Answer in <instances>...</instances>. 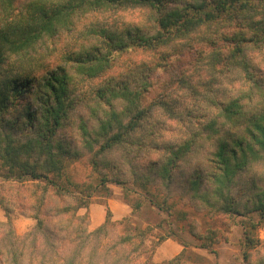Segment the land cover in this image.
<instances>
[{"label":"trees","instance_id":"obj_1","mask_svg":"<svg viewBox=\"0 0 264 264\" xmlns=\"http://www.w3.org/2000/svg\"><path fill=\"white\" fill-rule=\"evenodd\" d=\"M176 2L28 0L19 7L20 0H0V161L8 168L6 178L19 183L28 178L46 180L59 191L57 181L51 176L59 178L66 157L77 155L70 148L73 147L72 139L65 140L62 133L76 109L84 106L95 117L101 133L92 135L88 122L82 120L79 137L84 147L92 153L95 151L96 155H104L116 148L138 145L134 156H126L137 181L149 185L159 181L164 191L170 193L180 171L195 163L193 156L200 150L202 136L164 147L153 144L152 148L161 153L162 159L148 158L144 161L150 164L147 173L138 171L136 159L144 157L141 151L145 146L139 145L136 137L144 133L155 111L167 106L162 101L146 107L142 105L143 92L151 83L148 76L139 80L141 71H137L123 83L108 76L92 90L97 98L95 105L87 106L84 96L72 98L66 68L46 61L51 52L44 59L39 51L48 41L72 31L75 18L80 14L140 4L152 7L156 13L155 31L152 34H135L129 30L121 34L112 29L99 31L102 48L91 50L92 57L91 52H87L90 57L80 60L78 72L92 79L110 72L118 58L107 57L105 48L118 56L136 47L154 51L168 46L184 54V49L194 51L196 43H200L201 49L197 64L242 72L246 85H241L232 97L225 95L222 102H214L215 108L207 116L210 120L201 128L210 148L215 149L214 153H207L210 168L214 170L208 175L213 181L212 191L203 188L206 180L203 166L197 168L191 178L190 190L201 195L208 205L217 198L215 207L225 214L244 210L264 213V192L258 190L260 179L255 173L258 166L264 165V71L254 67L251 57L253 51L264 49V0H190L185 1V5ZM15 11H18L16 15ZM204 29L208 33L198 34ZM67 58L63 56V61H71ZM151 65L159 67L158 63ZM152 67H147L149 74ZM145 69L146 64L142 70ZM118 102L123 104L121 111L117 110ZM247 173L252 174V178L244 182L241 178ZM103 181H107L106 178ZM239 184L248 192L256 191L252 206L235 197L234 191ZM41 221L39 227L43 225ZM108 225L94 232L95 235L102 233L99 239L94 240L95 235L91 233L70 259L65 257L57 263L53 257L47 258L37 250L38 231L50 235L44 225L42 231L38 227L24 238L5 230L0 239V264H130L132 253L127 251L128 241L114 243L105 234ZM50 238L46 253L54 249L50 247ZM253 243L246 238V246L251 247ZM244 257L248 262L249 255ZM176 260L167 264H175ZM249 264H264V261H250Z\"/></svg>","mask_w":264,"mask_h":264},{"label":"rangeland","instance_id":"obj_2","mask_svg":"<svg viewBox=\"0 0 264 264\" xmlns=\"http://www.w3.org/2000/svg\"><path fill=\"white\" fill-rule=\"evenodd\" d=\"M27 1L20 0L19 7ZM167 1L170 3V0ZM177 1L185 5V1L190 0ZM17 13L15 11V15ZM155 16L152 7L140 4H125L80 14L75 18L72 31L63 32L48 41L39 51L44 59L51 52L46 61L53 66L60 64L66 68L72 98L84 96L87 106L95 105L97 98L92 90L108 76L121 83L128 81V77L137 71H141L139 80L148 76L151 83L143 92L142 105L146 107L162 101L167 106L157 109L144 133L136 137L138 144L145 146L141 151L144 157L136 159L138 171L147 173L150 164L144 161L148 158L162 159L161 153L152 148L153 144L164 147L202 136L198 144L200 150L193 156L195 163L180 171L170 193L164 191L159 181L153 185L137 181L126 156H134L139 150L138 145L127 149L116 148L104 155L90 152L79 137V125L82 120L88 122L94 136L100 133V129L93 114H89L88 107H78L69 120L71 124L68 122L71 126L68 125L62 133L65 140L72 139L73 147H69L77 155L66 157L59 178L51 176L57 181L59 191L46 180L33 181L28 178L19 183L6 178L8 168L0 161L1 240L5 230L12 231L20 238L30 235L39 227L41 219L51 236L42 231L41 225L39 230L42 232L38 231L36 241L37 250L46 254L47 258L53 257L56 263L62 262L65 257L70 259L78 245L87 240L91 233L95 235L94 232L100 228L91 227L90 207L98 204L104 208L103 225L109 224L105 231L109 239L114 243L128 241L127 251L132 253L130 264H167L175 258L178 259L175 264H249L250 261H264V213L244 210L238 214H225L215 207L217 198L208 205L201 195L190 190L191 178L197 168L203 166L206 178L203 188L212 191L213 181L208 175L213 174L214 170L210 168L207 153H214L215 149L210 148L201 128L208 124L210 118L207 116L213 112L214 102H222L225 95L232 97L241 85H246L242 72H229L223 66L212 69L208 64H197L200 60V43L193 46L194 51L184 49V54L171 46L154 51L136 47L119 56L105 48L107 57L118 58L105 76L92 79L77 70L80 60L90 57L87 52H93L96 47L102 48L99 31L112 29L121 34L127 30L135 34H152L157 27ZM204 32L208 33L204 29L198 34ZM63 56L71 61L65 63ZM251 57L254 67L264 71V49L253 51ZM157 63L159 67H152L151 64L155 66ZM144 64L145 71L142 70ZM149 66L152 67L150 74ZM122 108L123 104L118 102L117 110L121 111ZM15 112L17 114V110ZM255 173L260 179L258 190L264 192V165L258 166ZM105 178L107 181H103ZM251 178L252 174L247 173L241 180L248 182ZM234 193L239 201L250 206L256 199V191L248 192L240 184ZM121 208L129 212L126 217L115 219L113 210L117 212ZM101 234L93 236L94 240L99 239ZM49 237L50 247L54 249L46 253ZM247 237L253 240V246H246ZM166 246L173 257L161 260L160 250ZM245 254L249 255L248 262L245 261Z\"/></svg>","mask_w":264,"mask_h":264},{"label":"crops","instance_id":"obj_3","mask_svg":"<svg viewBox=\"0 0 264 264\" xmlns=\"http://www.w3.org/2000/svg\"><path fill=\"white\" fill-rule=\"evenodd\" d=\"M90 212H91L92 229L101 227L105 222L104 208L101 205L95 204L90 207ZM128 212L129 211L126 208H121V210L117 212L113 210L115 219H122L126 217ZM159 257L161 260H166L173 257V255L172 252L166 246V247H162V249L160 250Z\"/></svg>","mask_w":264,"mask_h":264}]
</instances>
